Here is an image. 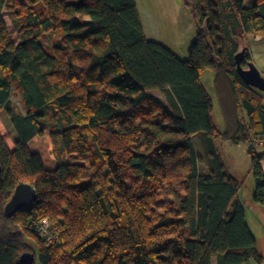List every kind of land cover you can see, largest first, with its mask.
Listing matches in <instances>:
<instances>
[{"label": "trees", "instance_id": "trees-1", "mask_svg": "<svg viewBox=\"0 0 264 264\" xmlns=\"http://www.w3.org/2000/svg\"><path fill=\"white\" fill-rule=\"evenodd\" d=\"M7 1L0 0V110L18 139L10 149L0 134V264L261 262L237 198L240 181L214 139L248 142L253 198L264 204V150L253 142L264 138V95L245 83L234 58L249 34L264 36V0L187 2L194 39L185 60L145 38L135 0H10L12 30ZM45 33L51 52L40 42ZM21 182L37 199L7 216ZM45 218L50 238L39 229ZM26 252L32 261H20Z\"/></svg>", "mask_w": 264, "mask_h": 264}, {"label": "rangeland", "instance_id": "rangeland-1", "mask_svg": "<svg viewBox=\"0 0 264 264\" xmlns=\"http://www.w3.org/2000/svg\"><path fill=\"white\" fill-rule=\"evenodd\" d=\"M156 1L159 3V8H161L162 10V12H158L160 19L158 28L153 22L146 19V5L151 6L153 4H156ZM191 1L192 0H135L143 26L145 38L146 24H148L147 32L150 31L153 33V37L160 38L158 42L162 44L163 42H165L166 44H168L170 47L169 49L172 50L182 60L187 59V48L194 39V32H192V34H190L187 39L181 37L183 35V31L181 29L182 24H184L183 28H185L186 25H189L190 30L193 29L194 20L191 15L190 8L187 5V2ZM11 10V1L8 0L6 6L3 9V19L6 26L10 30L14 28ZM14 41L16 43L19 41V37L17 34L14 36ZM40 42L43 47L47 49V51H52L51 48L53 44V38L50 33L43 34L40 37ZM246 44L247 45L244 46L248 47L251 61L264 76V36L257 37V35L249 34L246 37ZM213 78V71L206 70L203 75L202 82L213 98L214 108L212 116L214 124L216 125L218 130L223 133L225 131V125L215 96L213 88ZM148 94L152 95L162 105L166 106L174 112H177V110L172 107L171 101L158 90H149ZM11 101L19 111H23V104L21 102L20 95L15 88H12ZM243 119L246 120V117L243 116ZM0 134L7 137L6 144L10 149H13L14 142L18 139V135L5 110H0ZM45 134H47V132H45ZM33 141L35 143H39L41 139L36 136L33 138ZM257 141L260 142L256 143ZM253 142L255 149L258 152H262L264 150V138L261 140L254 139ZM193 143L197 154L201 158V161L199 163V172L203 173L207 171V165L203 146L201 143V136H194ZM214 145L216 150L220 154L224 164L227 166L230 172L240 181L237 198H239L244 206L247 224L256 239V249L258 253L262 255L261 262L251 259L250 264H264V204L256 202L253 198L255 192V179L251 171V156L248 153V142L231 141L225 139L220 135L214 139ZM48 234L44 233V235H46L47 237ZM27 240L31 245L33 244L31 240ZM212 264H215V260H213Z\"/></svg>", "mask_w": 264, "mask_h": 264}, {"label": "water", "instance_id": "water-1", "mask_svg": "<svg viewBox=\"0 0 264 264\" xmlns=\"http://www.w3.org/2000/svg\"><path fill=\"white\" fill-rule=\"evenodd\" d=\"M247 49L248 47L244 46L234 55L237 72L246 84L264 92V76L260 73L254 63L252 61H247L246 66L242 65ZM37 196L36 188L32 184L28 182L17 184L10 199L4 206L5 215L11 216L18 210L30 207L37 199ZM28 260H33V255L31 253L26 252L20 256V261L26 262Z\"/></svg>", "mask_w": 264, "mask_h": 264}, {"label": "crops", "instance_id": "crops-1", "mask_svg": "<svg viewBox=\"0 0 264 264\" xmlns=\"http://www.w3.org/2000/svg\"><path fill=\"white\" fill-rule=\"evenodd\" d=\"M157 2V1H156ZM159 3L157 2L156 4H153V5H151V6H148V5H146V19L148 20V21H151V22H153L156 26H157V28H158V26H159V23H160V19H159V15H158V12L159 11H161L162 12V10H161V8H159ZM183 25L184 24H182V27H181V29H182V36L181 37H183V38H188L189 37V35L190 34H192V32H194V23H193V31L192 30H190V28H189V25H186L185 26V28H183ZM147 29H148V24H146V39H148V40H155V41H159L160 40V38H158V37H153V33L152 32H147ZM181 35V34H180ZM149 36V37H148ZM150 37H152V38H150ZM257 37H260L259 35H257ZM163 44L165 45V46H167L168 44H166L165 42H163ZM187 45V44H186ZM187 47V46H186ZM168 48H170L169 47V45H168ZM194 136H196V135H194ZM261 165H262V167H263V169H264V159H262L261 160ZM206 172V171H205Z\"/></svg>", "mask_w": 264, "mask_h": 264}, {"label": "built area", "instance_id": "built-area-1", "mask_svg": "<svg viewBox=\"0 0 264 264\" xmlns=\"http://www.w3.org/2000/svg\"><path fill=\"white\" fill-rule=\"evenodd\" d=\"M260 142V141H259ZM258 141L256 142V143H259ZM48 226H49V221H48V219H44V220H42V222H40V224H39V229H40V231H42L43 233H46V234H48V231H47V229H48ZM48 238H50V235L48 234Z\"/></svg>", "mask_w": 264, "mask_h": 264}]
</instances>
